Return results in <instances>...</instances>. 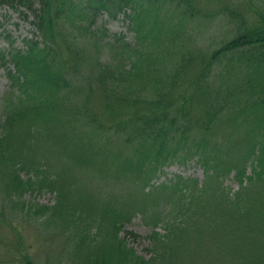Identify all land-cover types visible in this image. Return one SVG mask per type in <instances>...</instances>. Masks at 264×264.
Instances as JSON below:
<instances>
[{
    "label": "trees",
    "instance_id": "16d2710c",
    "mask_svg": "<svg viewBox=\"0 0 264 264\" xmlns=\"http://www.w3.org/2000/svg\"><path fill=\"white\" fill-rule=\"evenodd\" d=\"M82 1L0 0L24 9L33 28L24 48L1 54L12 64L6 73L15 89L0 121L4 190H25L35 182L50 187L54 203L37 208L52 217L70 214L65 226L75 228L66 240L80 230L79 243L86 238L89 245L83 264L97 262L95 246H103V264L114 259L118 264H264V14L255 25L197 54L182 49L183 35H177L187 18L202 14L192 0H84L94 14L99 8L111 17L122 13L135 31L133 44L122 35L110 37L112 60L96 59L84 69L78 37L51 35L61 31L62 16L71 19L76 7L83 10ZM163 2L173 9L161 18L157 8ZM205 8L204 14L211 7ZM57 36V46H50ZM194 62L196 76L177 90L184 66ZM37 156L43 162L36 180H23L15 162L36 169ZM189 159L202 167V183L177 176L146 189L161 165ZM231 171L238 182L234 191L222 184ZM92 172L99 178L94 183ZM122 173L134 180L138 200L116 196L117 183L98 201L105 181ZM159 198L171 205L163 213V231L154 227L148 236L145 258L118 232L131 214L158 216L153 210ZM91 223L99 229L92 233L94 244L88 239ZM17 246L21 264H35L21 241Z\"/></svg>",
    "mask_w": 264,
    "mask_h": 264
},
{
    "label": "rangeland",
    "instance_id": "374dc122",
    "mask_svg": "<svg viewBox=\"0 0 264 264\" xmlns=\"http://www.w3.org/2000/svg\"><path fill=\"white\" fill-rule=\"evenodd\" d=\"M192 1L200 8L202 14L190 19L187 18L188 20H185L177 35H183L181 36L182 49L184 46L185 50L197 54L218 47L224 39L232 37L245 25L250 27L255 25L256 22L261 20L259 13L264 14V0ZM82 2V11L86 12V14L76 7L69 13L72 20L62 16L60 20L62 19L64 24L60 26L61 31L59 28L55 29L51 35L77 36L78 40L75 44L84 50L82 51L85 57L84 63H80V66L87 69L88 67L92 68L96 59L103 63L109 59L112 60L114 52L108 45L110 37L122 35L125 41L133 44L135 31L127 23L128 19H125L122 13H119L117 17H111L103 8H99L94 14V8L89 6L90 9L88 10L84 8L86 2L84 0ZM172 2L177 4L176 0H172ZM205 7H211L206 14H204L207 11ZM172 9V5L163 2L162 4L159 3L157 12L163 18ZM227 9L232 10L234 15L230 16ZM25 14L26 11L22 8L18 7V10H16L6 3L0 4V121L5 117L6 110L11 107V94L15 92V89L10 86L11 81L6 73L7 67H12V64L9 61L3 62L1 54L8 51L11 47L15 49L24 48L23 41L32 36L33 28L30 24L32 16L30 15L27 18ZM36 34L39 35L38 32ZM105 35L108 36L104 37ZM58 36L53 43L48 44L57 46ZM38 39L40 40L41 38L38 37ZM178 59L175 57V61H178ZM171 64L172 61L168 62V66H171ZM197 68L198 64L196 62L192 65L184 66V83L180 84L178 80L177 90H182L183 86L196 76L194 69ZM213 78H217V76L213 75ZM13 134H15L14 137L21 136L23 139H27L22 132L12 131L11 135ZM27 158L30 159V155H27ZM19 162V160L15 162L16 173L23 180L29 178L34 182L36 180L35 173L40 172L39 169H41L43 161L39 160L37 156L36 160H34V164L37 165L36 169L31 167V163L22 169L23 167H19ZM249 170L250 166L247 164L246 172L249 173ZM48 172L53 175L50 170ZM177 176L195 178L199 183H202L204 172L194 159L186 161L174 160L161 165L154 171L146 189L150 185L168 183ZM89 177L92 179V183L99 179L93 172L90 173ZM113 179L118 182L109 178L105 181L107 185L102 186V193H96L98 201L103 199V196L108 197V191L111 186L117 183L118 187H113L116 196L127 201L138 200L132 193L134 180L125 179L123 173L119 178L113 177ZM38 184L35 182L25 190L5 191L0 182V264H21L20 255L16 253V251H19L20 246H17V244L20 241L25 252L29 253L35 264H83L81 257L87 252L89 247V245H85L86 238L79 243L81 232L77 230L78 232L72 234L71 239L67 241L68 233L74 231L73 229L75 228L69 223L71 220L70 214L67 215L63 212L59 216L55 215L52 217L51 211L37 208L43 205L50 206L55 201V193L50 187L48 188L46 185L40 188ZM222 184L229 191H234L238 188V182L234 177L233 171L223 177ZM135 192L138 193V186H136ZM25 205L27 208H25ZM170 205L171 203L166 199L159 198L157 199L156 210L153 211L159 215L161 214L160 216H146L144 218L140 213L131 214L120 228L118 236L125 237L126 246L132 248L135 253L148 258L151 243V239L148 236L154 227L160 232L163 231V213L168 210ZM121 207L122 205H116V209H121ZM175 212H171L169 217L174 218ZM90 215L92 218H97L93 213H90ZM73 217L77 218L76 215ZM45 219L51 221L45 222ZM68 219L69 222L65 226V222ZM88 228L91 230L88 234L89 244L91 242L94 244L96 238L92 237V233L98 232L99 229L98 231L95 230L93 223L89 224ZM101 241L102 239H99L98 242ZM93 244L90 246H93ZM94 248L97 262L90 264H103V246H95ZM214 260L218 261L219 259L214 258ZM104 264L109 263L106 262ZM110 264L118 263L114 259L112 262L110 261ZM125 264L128 263L125 261Z\"/></svg>",
    "mask_w": 264,
    "mask_h": 264
}]
</instances>
